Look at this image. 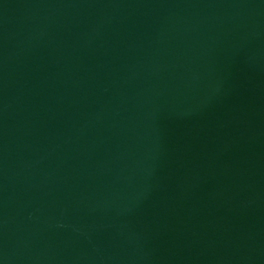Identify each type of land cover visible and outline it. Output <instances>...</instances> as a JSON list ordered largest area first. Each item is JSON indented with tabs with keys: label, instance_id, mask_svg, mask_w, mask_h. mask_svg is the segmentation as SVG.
Instances as JSON below:
<instances>
[{
	"label": "water",
	"instance_id": "obj_1",
	"mask_svg": "<svg viewBox=\"0 0 264 264\" xmlns=\"http://www.w3.org/2000/svg\"><path fill=\"white\" fill-rule=\"evenodd\" d=\"M0 264H264V0H0Z\"/></svg>",
	"mask_w": 264,
	"mask_h": 264
}]
</instances>
